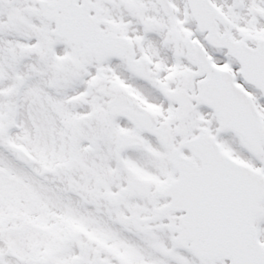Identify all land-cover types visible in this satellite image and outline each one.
I'll return each mask as SVG.
<instances>
[{"label":"snow or ice","instance_id":"6c2138e0","mask_svg":"<svg viewBox=\"0 0 264 264\" xmlns=\"http://www.w3.org/2000/svg\"><path fill=\"white\" fill-rule=\"evenodd\" d=\"M0 264H264V0H0Z\"/></svg>","mask_w":264,"mask_h":264}]
</instances>
